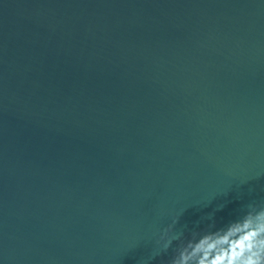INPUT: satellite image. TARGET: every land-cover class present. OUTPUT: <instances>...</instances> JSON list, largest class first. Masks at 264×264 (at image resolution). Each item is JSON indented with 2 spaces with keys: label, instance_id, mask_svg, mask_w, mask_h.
<instances>
[{
  "label": "water",
  "instance_id": "1",
  "mask_svg": "<svg viewBox=\"0 0 264 264\" xmlns=\"http://www.w3.org/2000/svg\"><path fill=\"white\" fill-rule=\"evenodd\" d=\"M225 186L177 227L264 200V0H0V264H164Z\"/></svg>",
  "mask_w": 264,
  "mask_h": 264
},
{
  "label": "clouds",
  "instance_id": "2",
  "mask_svg": "<svg viewBox=\"0 0 264 264\" xmlns=\"http://www.w3.org/2000/svg\"><path fill=\"white\" fill-rule=\"evenodd\" d=\"M230 190L225 186L210 197L175 210L155 234L152 255L168 253L164 264H264V200L250 199L231 217L218 219L216 212L225 203L222 200L211 210L202 211L196 226L177 227L186 208H207L214 197H227Z\"/></svg>",
  "mask_w": 264,
  "mask_h": 264
}]
</instances>
